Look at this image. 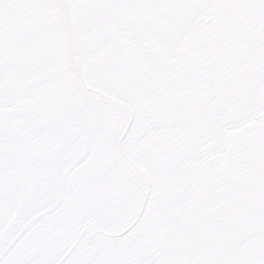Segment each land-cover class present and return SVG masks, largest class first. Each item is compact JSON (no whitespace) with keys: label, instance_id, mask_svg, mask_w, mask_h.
<instances>
[{"label":"snow or ice","instance_id":"1","mask_svg":"<svg viewBox=\"0 0 264 264\" xmlns=\"http://www.w3.org/2000/svg\"><path fill=\"white\" fill-rule=\"evenodd\" d=\"M0 264H264V0H0Z\"/></svg>","mask_w":264,"mask_h":264}]
</instances>
